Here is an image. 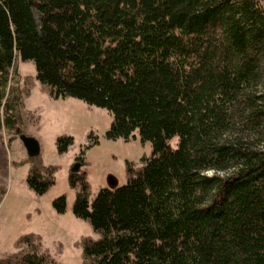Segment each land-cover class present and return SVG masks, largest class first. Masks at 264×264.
<instances>
[{"label": "trees", "instance_id": "obj_1", "mask_svg": "<svg viewBox=\"0 0 264 264\" xmlns=\"http://www.w3.org/2000/svg\"><path fill=\"white\" fill-rule=\"evenodd\" d=\"M31 60L50 97L106 109L108 139L151 144L125 182L89 200L68 170L80 264H264V0H0V131L16 132L29 87L12 82ZM176 136L174 145L169 139ZM72 136L59 134L63 152ZM37 194L55 166L27 156ZM64 211L65 196L52 198ZM0 264H64L20 234Z\"/></svg>", "mask_w": 264, "mask_h": 264}, {"label": "rangeland", "instance_id": "obj_2", "mask_svg": "<svg viewBox=\"0 0 264 264\" xmlns=\"http://www.w3.org/2000/svg\"><path fill=\"white\" fill-rule=\"evenodd\" d=\"M15 70L13 83L28 88L32 82V86L23 98L16 132L0 131V257L14 250L13 242L20 234L34 232L40 235V248L56 262L80 264L78 238H96L98 233L71 212L74 188L68 184L67 173L79 147L88 143L89 132L96 136L97 141L84 150L85 163L80 166L91 200L99 187L107 185L109 175L116 179V184L124 183L125 161L139 165L140 156L149 155L151 144L148 140L140 141L136 131L128 140L105 138L104 131L111 119L106 109L71 96L50 97L34 78L31 60L16 58ZM20 133L37 140L43 164L55 166L53 183L41 194L34 193L25 183L29 162L18 137ZM62 133L72 136V142L65 151L57 152L54 140ZM175 142L176 136H172L169 143ZM59 194L65 196L64 211L60 213L51 205L52 198Z\"/></svg>", "mask_w": 264, "mask_h": 264}, {"label": "water", "instance_id": "obj_3", "mask_svg": "<svg viewBox=\"0 0 264 264\" xmlns=\"http://www.w3.org/2000/svg\"><path fill=\"white\" fill-rule=\"evenodd\" d=\"M18 137L24 147L27 156L32 157L39 154V145L37 140L33 136L29 134L20 133ZM78 166L79 165L77 162H73V164L70 166V170L72 171L77 170ZM115 185H116V179L112 175H109L107 178L106 186L113 187Z\"/></svg>", "mask_w": 264, "mask_h": 264}]
</instances>
